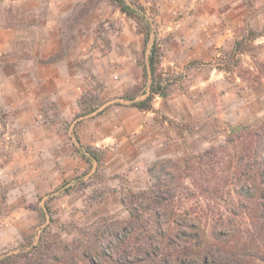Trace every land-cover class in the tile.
Segmentation results:
<instances>
[{"label":"rangeland","instance_id":"obj_1","mask_svg":"<svg viewBox=\"0 0 264 264\" xmlns=\"http://www.w3.org/2000/svg\"><path fill=\"white\" fill-rule=\"evenodd\" d=\"M125 1L138 18L112 0H0V22L15 31L0 62V264H90L86 250L113 264L97 254L103 232L128 219L123 201L150 187L155 162L226 145L229 125H264V0ZM156 39L174 82L141 111L126 97H147ZM198 179L185 180L188 204L245 222L248 204L228 214Z\"/></svg>","mask_w":264,"mask_h":264},{"label":"trees","instance_id":"obj_2","mask_svg":"<svg viewBox=\"0 0 264 264\" xmlns=\"http://www.w3.org/2000/svg\"><path fill=\"white\" fill-rule=\"evenodd\" d=\"M112 1L123 13L138 18L125 0ZM255 36L250 32L238 40L234 54L242 52L246 41H253ZM150 41V34L144 33L145 45ZM161 57L156 39L143 73L144 81L149 83L147 97L140 101H135V95L126 97L141 111H152L155 98L164 97L174 82L160 69ZM229 128L235 135L226 145L199 156L155 162L149 169L150 187L141 193L130 191V201H123L128 219L103 232L97 254L113 264H264V125L257 129L241 125ZM86 153L91 162L101 164L105 159L102 151L92 147ZM206 159L211 163L207 164ZM197 176L204 183L198 184L199 190L224 201L228 214L239 217L230 206L248 204L244 213L247 221L225 217L210 207L206 211L200 202L188 204L196 193L186 187L185 180L195 181ZM46 216L42 212V224ZM108 240L113 241L120 261L112 260ZM41 247L40 241L36 248ZM90 251L83 256L96 264Z\"/></svg>","mask_w":264,"mask_h":264},{"label":"crops","instance_id":"obj_3","mask_svg":"<svg viewBox=\"0 0 264 264\" xmlns=\"http://www.w3.org/2000/svg\"><path fill=\"white\" fill-rule=\"evenodd\" d=\"M14 32L15 31L12 29H5L0 22V57H1L0 62L1 63H6L10 60V57L9 55H7V53H8V50L10 49V46L12 45L13 35L15 34ZM3 53L6 55L3 56ZM7 70H10V69H7ZM36 70H38V76H41L42 72L44 71L43 69L42 70L40 69L41 70L40 72H39V69H36ZM3 71H4V68L2 66V68H0V72L3 73ZM10 78H12V73L8 74L7 79H10Z\"/></svg>","mask_w":264,"mask_h":264}]
</instances>
